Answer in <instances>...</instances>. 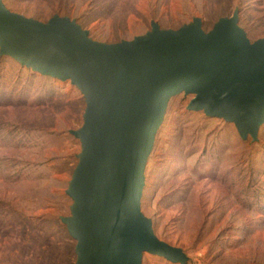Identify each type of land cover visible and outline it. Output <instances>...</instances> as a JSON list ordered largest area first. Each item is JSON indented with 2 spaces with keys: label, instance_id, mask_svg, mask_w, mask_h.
Here are the masks:
<instances>
[{
  "label": "rangeland",
  "instance_id": "obj_1",
  "mask_svg": "<svg viewBox=\"0 0 264 264\" xmlns=\"http://www.w3.org/2000/svg\"><path fill=\"white\" fill-rule=\"evenodd\" d=\"M48 22L74 20L93 40L119 43L201 18L208 32L239 9L250 42L264 39V0H3ZM194 95L167 104L144 172L140 208L155 234L182 252H148L142 264H264V123L257 140L234 123L187 111ZM84 94L0 54V264H76L63 217L82 145Z\"/></svg>",
  "mask_w": 264,
  "mask_h": 264
},
{
  "label": "water",
  "instance_id": "obj_2",
  "mask_svg": "<svg viewBox=\"0 0 264 264\" xmlns=\"http://www.w3.org/2000/svg\"><path fill=\"white\" fill-rule=\"evenodd\" d=\"M239 9L212 30L201 18L179 29L157 22L132 40H93L74 20L41 22L0 0V54L35 73L76 86L87 102L74 135L82 153L63 217L77 241L76 264H142L148 252L173 262L179 248L162 241L140 208L145 168L167 104L194 95L187 111L234 123L257 140L264 123V39L250 42Z\"/></svg>",
  "mask_w": 264,
  "mask_h": 264
}]
</instances>
